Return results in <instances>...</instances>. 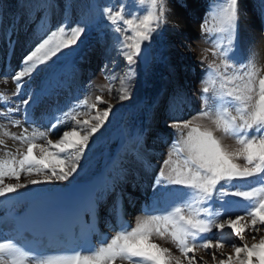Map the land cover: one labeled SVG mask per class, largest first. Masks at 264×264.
Segmentation results:
<instances>
[{"label":"snow or ice","instance_id":"obj_1","mask_svg":"<svg viewBox=\"0 0 264 264\" xmlns=\"http://www.w3.org/2000/svg\"><path fill=\"white\" fill-rule=\"evenodd\" d=\"M209 15L214 23L210 26L206 16L200 26L201 35L213 45L200 57L205 70L201 107L187 119L174 116L166 124L177 138L154 178L156 200L144 209L147 214L137 217L134 224L119 219L115 234L103 237L99 246L65 248L54 254L40 253L15 236L0 235V264H208L203 257L197 259L201 249L211 253L214 264H264V235L251 245L245 238L251 233L255 240L264 231V65L258 66L257 53L251 48L243 58L237 48L239 0H214ZM101 17L113 34L116 55L124 62L122 72L115 60L111 67L104 64L102 71L112 84L119 80L118 100L127 101L146 44L169 24L167 0H132V5L119 0L103 7ZM88 23L82 20L69 26L66 19L29 49L16 68L0 77L5 86L0 87V120L21 128L17 134L4 126V134L26 145L25 150L13 153L0 139V149L10 156L0 159V198L30 186L70 181L78 175L95 135L109 120L112 103L96 96L90 104L85 97L66 111L46 117L47 131H40L31 108L43 89L24 92L41 65L78 46ZM208 53L219 62L209 61ZM9 76L15 85L10 95ZM108 91H113L111 85ZM14 97L20 98L15 105ZM98 104L106 107L101 110ZM81 107L87 112L79 111ZM24 124L33 127L31 133ZM50 133L59 138L53 141ZM225 138L234 139L235 144L225 143ZM22 175L26 177L23 182ZM161 199L164 206H160ZM168 238L180 255L155 242ZM225 243L235 254L220 251L226 259L217 260V250Z\"/></svg>","mask_w":264,"mask_h":264},{"label":"rangeland","instance_id":"obj_2","mask_svg":"<svg viewBox=\"0 0 264 264\" xmlns=\"http://www.w3.org/2000/svg\"><path fill=\"white\" fill-rule=\"evenodd\" d=\"M31 2L29 3V6L25 8L27 9V11L23 13L24 7H22L21 0H0V19H1L0 28H2V18L8 17L7 18V21H9L7 23L8 25L5 26L3 25V26L6 27V30H10V31L13 30L8 35L7 39H9V42L13 39H15V41L17 40V36L19 34L18 32H16L17 30H20L21 32L23 31L25 36L23 40L20 39L21 50L18 51L16 50L17 46L20 49L17 43L16 46L14 47L15 50L12 49L11 44H7L6 42H5L6 45L4 44L0 45V55L2 57L1 58L2 65H0V74H1L0 77L2 76V74H4V71L2 73V70H6L8 67L12 66L13 64H16L15 67H17L22 57L26 54V52L29 49H31L35 44H37L42 38H46V36L49 34L51 30H54L57 25L64 23L66 19L69 21V26L77 24L82 20L89 22L88 25L86 26V31L81 38V42L78 44V46H76V48L73 49V51L79 48L82 45L81 43H83L86 40V38H90L89 42L87 43L88 49H93L96 47L98 51L99 50L103 51L106 48L108 49L110 46L113 47L112 33L106 27L107 21H105L101 17V9L109 3H114V4L119 3V0H39L38 2L37 0H31ZM128 3L129 5H132V0H128ZM200 3L201 5H199ZM213 3L214 0H202V1H198L197 5H195V3H192L191 0H167L168 19L171 16V14L182 11L183 13L185 12V16L187 15L189 17L187 19L192 20L197 25V27L196 29H192V31L186 33L185 38H180V36H176L177 33H176L175 25L178 23L169 19V24L163 26L158 33L153 34V38L150 44L153 49L154 61L150 68H142L139 62L137 63L136 77L132 89V96L129 99L130 101L128 103H124V101L121 102L118 100V93L115 91V88L119 87V80H116L115 84H112L111 81L105 79V73L100 74L101 78L108 84L107 91L110 85L113 87V91L111 93L108 91V94L112 96L108 101L112 103L115 107L112 113L110 114L109 120L106 122V124L109 123L112 124L111 126L114 128V132L119 133L122 130V125L124 123V120L128 118L131 121L130 123H134V121L136 120L135 114L136 112H138L136 111L137 109L141 113L147 115L151 114L150 116L156 118L155 123H153L156 126V128H158V130L160 131H163L164 134L165 133L168 134L166 136L168 138L166 139L165 142L163 140L164 134L162 136L159 137L157 136V138H154V143H157V145H159L161 142V145H163V147L161 148L164 149L159 159H163L167 155V153L170 150L172 141L177 138L176 133L172 129L166 127V124L174 116L187 119L191 115H194L196 112L200 110L201 107L200 88L202 87L201 80L205 78L204 65L200 63V57L205 54L204 53L205 49H211L213 47L212 43L209 40H207L206 37L201 35L200 26L206 16L209 17L210 26L212 23H214V21H212L211 19V16L209 15ZM192 4L195 5L196 7H193ZM239 10H240L241 19L237 30L236 45L243 58V56L247 55L248 50L250 48L252 49L253 47H252V43L250 42L251 37L248 34L249 31L248 24L242 23V15L247 14L245 15V17H247L248 14H250L251 19L257 21L258 26L261 27V33L264 35V25H263L264 0H239ZM41 16L43 17L44 23L47 24V27L46 30H44V32H41L39 34L40 32L39 30L41 29L42 26L35 28L32 26L31 22L34 17H37L39 19V17ZM10 35H14V36L11 37ZM189 45L192 48L191 52L189 51V47H188ZM174 50L177 51L176 54L177 56L180 55L185 59L178 61V58L173 57L175 58V60H177V63L174 64L172 68H170L171 64L169 63V60L172 57L171 52ZM67 52L68 50H65L63 54H59L57 57H54L53 60L50 61L48 64L41 65L37 69L36 73H34L33 75V79H34L33 82L34 83H37L38 81L40 82L48 73H50L53 76V74L55 73L54 66H56L57 64L61 65L60 63L66 58L65 55H67ZM113 54L115 56L114 58L118 57L116 55L115 48L113 50ZM213 59H217V62H219L218 57H213L211 53H208V60L211 61ZM81 61L82 60L80 56V59H77L75 62L76 64H74V70L76 73V79L74 81L77 83L79 82L78 80H80V78L83 80L86 78V76L83 75V72L81 70L82 68ZM115 62L116 64H118L117 67L118 72H122L124 68V62L121 61L122 64H120L119 59L117 58L115 59ZM103 66L104 65L96 66V72L92 73L94 77H96V74L100 70L102 71ZM183 66H186L188 69L186 70V67ZM7 71L8 70H6L5 72ZM88 75L91 74L88 73ZM58 76H59L58 78H62V79H66V77L69 78V75L67 73L66 74L62 73ZM165 77L171 78L172 81H174L173 83L175 87L179 86L177 89L178 91L177 90L173 91L172 88H167V87L165 89L166 91H161V89L163 88L161 84V80ZM186 79L191 82L186 83L185 82ZM74 83L71 88L73 92L75 86L77 85V83L76 84ZM54 86L55 85H53V88H51L52 93L58 94V92H60V94L62 93L61 95L59 94L61 99L69 98V96L64 94L63 89L61 90V88L58 89L57 87ZM181 92L183 93L189 92V94L193 95L195 98L194 99L195 102L193 101L194 104L192 102L193 106L191 104L186 112H183L186 102L183 104L182 106L183 108L181 110L180 109L177 110L178 112L175 111L177 109V106L174 108L172 104H170L171 97L172 96L174 97L175 94L176 97L177 95H179V97H182L183 94ZM136 93L139 94L137 98L135 97ZM139 98H140L139 102L136 101ZM181 101L184 102L185 99L184 100L182 99ZM117 105L119 106L122 105V107L118 109ZM97 107L102 110L106 106L102 104H98ZM79 111L87 112V109L81 107ZM132 111H133L132 113L133 116L132 114H130V112ZM94 114L95 113H92V115ZM87 118H88L87 116L81 117V119H87ZM148 122L151 121H147V123ZM64 130H68V129L65 128ZM102 133L103 130L101 134L99 133L98 137L94 139L99 142L97 149H99L103 145L105 146V144L107 143V140H104L105 136H103ZM152 133L153 135L156 134L155 132ZM49 138L55 141L59 137L56 134H52L51 136L49 135ZM4 140L5 142H7L6 145L9 147V149L12 148L11 149L12 152L14 149L17 150L18 147L20 151L25 150L26 148V145L21 146L19 144L21 143L20 141L15 140L17 141L16 143L15 141H8L7 139ZM44 142L45 141L43 140L41 141V143ZM92 143L90 144V146L92 145ZM152 143L151 141L148 142L149 145ZM95 149L96 148H94V150ZM4 153L6 154L4 150H0V155H3ZM89 156H90V151H87L85 158L82 159L81 161L82 166L84 165L85 161L88 159ZM155 160L157 161V159ZM81 170H79V172ZM23 177L24 178H21L22 182L23 179L24 180L26 179L25 176ZM32 178H36V177H32ZM5 182L15 183V180L6 179ZM130 186H131L130 184L129 186H127L128 189H130ZM140 187L141 186L138 187V190L140 189ZM138 193L141 195L139 199H143L142 198L143 193L141 192ZM240 214L243 215L244 213L241 212ZM136 216H138V212L133 214V218H136ZM260 235H264V231H261L260 234L256 236L255 240H253L252 238L253 234L250 233L247 234L245 238L249 242V244L258 243ZM225 245L227 247L225 253L229 255H234L235 254L234 250L232 249L230 244L225 243ZM175 248L176 246L174 247V249ZM207 253L210 254V252ZM225 257L226 256H224L223 258L225 259Z\"/></svg>","mask_w":264,"mask_h":264},{"label":"bare ground","instance_id":"obj_3","mask_svg":"<svg viewBox=\"0 0 264 264\" xmlns=\"http://www.w3.org/2000/svg\"><path fill=\"white\" fill-rule=\"evenodd\" d=\"M38 1L39 0H37V2ZM191 1L192 3H195V5H197V2L202 1V0H191ZM30 2L31 0H21L22 7H24L23 13L27 11V9L25 8L29 6ZM195 5L192 4L193 7H196ZM199 5H201V3ZM245 15L247 14L242 15V23L248 24V27H249L248 34L251 37L250 42L252 43V47H253L252 50L257 53L258 65L259 66L264 65V35L261 33V27L258 26L257 21L251 19L250 14H248L247 17H245ZM7 18H2V28H0V45L1 44L6 45L5 44L6 42L7 44H11L12 49L15 50L14 47L16 46V43L20 47L21 45L20 39L23 40L25 36H24L23 31L21 32L20 30H17L16 32L19 33L17 36V40L15 41V39H13L9 42V39L7 38H8V35L13 30L12 31L6 30V27H4L5 25H8L7 23L9 21H7ZM187 18L189 17L187 15L185 16V12L183 13L182 11H179L178 13H173L169 17L170 20L178 23L175 25L176 33H177L176 36H180V38H185L186 33L192 31V29H196L197 27V25L192 20L187 19ZM31 23H32V26L35 28L42 26L41 29L39 30L40 31L39 34L41 32H44V30H46L47 24L44 23L42 16L39 17V19L37 17H34ZM14 35H10V36L12 37ZM112 37H113V34H112ZM89 40L90 38H86V40L83 43H81L82 45L79 48H77L74 51L73 50H71L70 52L68 51L67 55H65L66 58L60 63L61 65L57 64L56 66H54L55 73L53 74V76L50 73H48L43 78V80H41L40 82L38 81L39 83L38 82L34 83L33 82L34 79L32 77L30 83L25 84V92H28L29 90L36 92V91L43 89V94L40 96L38 102L34 104L31 108V112L33 116L38 121V123L36 124L37 126L35 125V127L38 128L40 131H45V128L46 129L48 128V126L46 127V123H45V120H46L45 117L47 115H51L54 111H57V112L60 110L66 111L78 99H83L87 97L89 103H92L95 101L96 96H102L103 99L107 101L112 97L110 96V94H108V91H107L108 84L101 78V75H100L101 73H104V71H101V70L99 72L97 71L98 73L96 74V77H94L92 73L96 72V66H102L104 65V63L105 64L108 63L109 66L111 67L112 61L115 60L116 58L117 59L119 58L118 57L114 58L115 57L113 54L114 47L112 46H110L108 49L107 48L104 49L103 51H100V50L98 51L96 47L93 49H88L87 43L89 42ZM16 50L17 51L21 50V47L19 49L17 46ZM171 53H172V57L169 60V63L171 64L170 68H172L174 64L177 63V60H175V58H178V61L185 59L184 57L180 55L177 56L176 55L177 51L175 50L172 51ZM80 56L82 60L81 70L83 72V75L86 76V78L84 80L80 78V80H78L79 82L77 83L74 81L76 79L74 64H76L75 62L77 59H80ZM1 58L2 57L0 55V65H2ZM121 61L122 60L119 59L120 64H122ZM15 65L16 64H13L9 68H7L6 69L8 70L7 72H9L11 69H14ZM116 66L118 67V64H116ZM183 67H186V66H183ZM187 69L188 68L186 67V70ZM6 70H2V73L4 71V74H5ZM76 72H79V71H76ZM62 73H65V74L67 73L69 75V78L67 77L66 79L58 78L59 77L58 75ZM88 73L91 75H88ZM4 74H2L1 77H3ZM8 81L9 82L6 87L8 89V94L10 95L11 91L14 90L15 85L11 83V76L8 77ZM173 82L174 81H172L171 78H168V77L163 78L161 80V84L163 87V88L161 87L162 88L161 91H166L165 90L166 87L172 88L173 91L177 90L179 86L175 87ZM185 82L187 83L191 81L186 79ZM73 83L74 84L77 83V85L74 88V92L73 90H71ZM53 85H55L54 87H57L58 89L59 88H61V90L63 89L64 94L69 96V98L61 99L60 95L62 93L61 94L60 92H58V94L52 93L51 88H53ZM0 87H5V86L2 83H0ZM181 93L183 94L182 97H179V95H177L176 97V94L173 97L171 94L172 97L170 100V104H172L174 108L177 106V109L175 110L176 112H178L177 110L179 109L181 110L183 108L182 106L185 102H186V105L184 106L183 112H186L195 99L193 95L189 94V92H184V93L181 92ZM138 96L139 94L136 93L135 97L137 98ZM19 99H20L19 97H14L12 100L13 105L19 103ZM182 99L183 100L185 99V101L182 102L181 101ZM139 100L140 98L137 99L136 101L139 102ZM129 101L130 100L124 101V103H128ZM120 107H122V105L120 106L117 105L118 109ZM136 111L138 112H136L135 114L136 120L134 121V123H130L131 121L128 118L124 120L121 132L115 133L114 128L111 126L112 124L110 123L106 124V126L101 129L99 133L101 134L103 130L102 134L103 136H105L106 139L104 138V140H107V143L105 144V146L103 145L99 149H97L99 142L94 140V142L90 146V149H91L90 156L85 161L83 165L84 167L83 166H82L83 168L81 167L82 170L80 169L81 171L78 172V175H75L74 178H71L70 181L68 182L56 183L52 185L30 186L28 189H22L17 193H13L9 195L8 197L0 198V213L3 212L5 209L11 208V207L24 208L31 201H33L35 197H37L43 192H46L52 189L62 188L64 186L73 184L78 181L88 180L97 174H104L106 176L105 181L98 192V196L100 197L99 201H101L102 204H105V202H108L110 197L114 195L117 189H121L124 185L132 184L133 193L130 196V198H132V201H134L138 196H140L138 192H141L143 193V196H146V199H147L146 203L147 204L150 203L151 205L153 203V200L156 199L154 192H153V187H152L154 178L158 172V169L163 159L166 158L165 156L163 159H159L164 149L161 148L163 147V145H161V142L159 145H157V143H154V138H157V136L158 137L162 136L164 132L158 130V128H156V126L153 124L155 123L156 118H154L153 116H150L151 114L147 115V114L141 113L139 112L138 109ZM175 111H172V112H175ZM132 113L133 111L130 112V114ZM19 117H20V114L17 113L15 118L19 119ZM147 121H151V122L147 123ZM40 122H42L41 127H39ZM203 123H205L208 126H211L209 121H204ZM4 126H6L8 131L17 133V134L21 132V128L12 127L10 124L7 123L6 120H0V139H7L8 141H15L14 139H11L4 134L6 130ZM24 126L29 127V130H28L29 133L32 132L33 130L32 126L28 124H24L23 127ZM152 132H155L156 134L153 135ZM99 133L95 135L94 139L98 137ZM49 135L51 136L52 134L50 133ZM167 135H168L167 133L164 134V137H163L164 142L168 138L166 137ZM41 141L37 140V143H41ZM150 141L151 143L152 142L153 143L149 145L148 142ZM15 142L17 143V141ZM224 142L227 144H233V145L235 144L234 139H231V138H225ZM19 144L21 145V143ZM94 148L96 149L94 150ZM0 150H3V149H0ZM15 152H16V149L13 150V153ZM0 159H10V156L4 153L3 155H0ZM155 159H157V161ZM21 178H24L23 175L21 176ZM139 185H141V187L138 190ZM138 203L139 201L137 202V204ZM138 206H139V210L141 209L143 210V208L145 207V202L141 201V204H139ZM142 215L143 214H138L137 217L142 216ZM136 218H134V222ZM247 234L249 233H246L245 236ZM155 242L160 244L162 247L170 248L173 254L180 255V252L178 251V249L176 248L174 249L175 245L171 242L170 238L164 239V240L156 239ZM251 244L252 243H250V245ZM226 248L227 247L225 245L222 250H217L216 255L219 256L217 257V260L223 258L222 256H220V251H223L225 253ZM200 257H203L204 260H207L208 264H214L211 253L208 254L207 251L203 249L199 251L197 259L199 260Z\"/></svg>","mask_w":264,"mask_h":264},{"label":"water","instance_id":"obj_4","mask_svg":"<svg viewBox=\"0 0 264 264\" xmlns=\"http://www.w3.org/2000/svg\"><path fill=\"white\" fill-rule=\"evenodd\" d=\"M146 50L143 52L142 59L139 61V64L142 68H149L152 65L154 60L153 50L151 44H146Z\"/></svg>","mask_w":264,"mask_h":264}]
</instances>
